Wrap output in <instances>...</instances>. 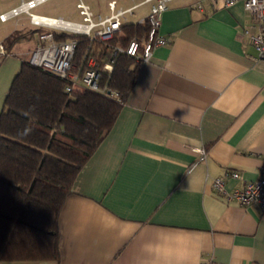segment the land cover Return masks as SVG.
Wrapping results in <instances>:
<instances>
[{
	"label": "crops",
	"instance_id": "1",
	"mask_svg": "<svg viewBox=\"0 0 264 264\" xmlns=\"http://www.w3.org/2000/svg\"><path fill=\"white\" fill-rule=\"evenodd\" d=\"M106 16L113 0H82ZM126 22L146 20L152 2ZM22 0H0V14ZM80 0H47L36 14L80 21ZM33 9V10H34ZM241 1L169 0L160 34L167 44L141 62L119 117L79 174L59 218L60 259L0 264H264V210L227 202L264 176V58L243 34ZM27 14L0 19V42L22 39L0 58V114L25 53L39 43ZM28 59V58H27ZM206 158L199 160V149Z\"/></svg>",
	"mask_w": 264,
	"mask_h": 264
},
{
	"label": "trees",
	"instance_id": "2",
	"mask_svg": "<svg viewBox=\"0 0 264 264\" xmlns=\"http://www.w3.org/2000/svg\"><path fill=\"white\" fill-rule=\"evenodd\" d=\"M34 32L39 37L43 30ZM148 32L147 20L126 22L112 40L95 43L93 54L104 63L115 46L126 47L134 38L143 44ZM73 38L78 46L72 62L79 67L90 52L89 38L54 31L56 41ZM21 39L20 32L13 34L4 44L7 52ZM114 59L102 85L118 97L80 87L66 92L67 79L23 59L0 114L1 261L60 259L59 218L65 200L114 127L142 62L125 53Z\"/></svg>",
	"mask_w": 264,
	"mask_h": 264
},
{
	"label": "built area",
	"instance_id": "3",
	"mask_svg": "<svg viewBox=\"0 0 264 264\" xmlns=\"http://www.w3.org/2000/svg\"><path fill=\"white\" fill-rule=\"evenodd\" d=\"M47 0H22L12 9L0 14L2 21H7L21 14H27L31 23L45 31L39 34V43L31 52L30 63L51 71L63 79L68 80L66 92H72L80 87L90 91L102 93L109 97H118L117 91L108 90L102 85L104 73H111L114 69L115 56L125 53L142 62L148 61L153 49L167 44V38L160 34L161 18L167 8L169 0H145L152 2L150 11L146 17L149 24V32L143 44L136 38L132 39L126 47L117 45L112 54L104 63L98 61L94 44L97 42H109L126 23L127 17L133 15L138 5L128 8L117 7L113 0L109 3L111 12L109 15H95L91 7L80 0L77 4L82 17L80 21L65 20L63 18L50 17L36 14L33 9ZM241 1L246 10L251 13L252 24L245 25L243 34L251 45L256 49L257 56L264 58V0H225L227 6H232ZM54 31H64L75 35H84L91 41L89 54L86 61L79 67L73 65V58L77 50L78 39L67 41L54 40ZM142 45V47H141ZM8 54L4 43L0 42V58ZM99 55V54H98ZM86 63V64H85ZM199 160L206 158V150L199 149ZM227 177L240 178L238 172H232L225 176L212 178L210 183L217 193L224 197L227 202H236L250 206L257 204L264 210V176L261 175L253 180H246L242 187L229 191L226 188ZM206 264H216L212 259Z\"/></svg>",
	"mask_w": 264,
	"mask_h": 264
},
{
	"label": "rangeland",
	"instance_id": "4",
	"mask_svg": "<svg viewBox=\"0 0 264 264\" xmlns=\"http://www.w3.org/2000/svg\"><path fill=\"white\" fill-rule=\"evenodd\" d=\"M35 10H36V9H34L33 11H35ZM41 29H42L43 31H45V29H43V28H41ZM35 48H36V47H35ZM35 48H34V49H35ZM34 49H33V50H34ZM33 50H32V51H33ZM32 51H31V52H32ZM31 52L25 53V54H23V55H24L26 58L29 59V58H30V55H31Z\"/></svg>",
	"mask_w": 264,
	"mask_h": 264
}]
</instances>
